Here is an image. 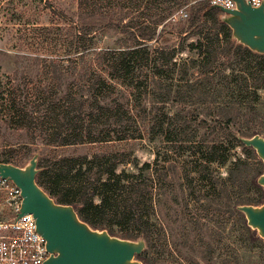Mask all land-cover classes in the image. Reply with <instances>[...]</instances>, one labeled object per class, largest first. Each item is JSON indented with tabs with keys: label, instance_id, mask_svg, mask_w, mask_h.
<instances>
[{
	"label": "trees",
	"instance_id": "obj_1",
	"mask_svg": "<svg viewBox=\"0 0 264 264\" xmlns=\"http://www.w3.org/2000/svg\"><path fill=\"white\" fill-rule=\"evenodd\" d=\"M98 1L77 0V22L60 17L68 28V36L75 43L82 42L93 33L95 25L101 23L106 30L114 29L126 35V48L91 53L83 49L75 56L63 59L65 66L52 62L50 79L60 83L35 89L34 94L29 93V88L22 92L16 86V76L8 79L7 86L0 87V120L20 136L25 135L31 145L41 150L37 184L58 204L72 206L79 218L91 228L106 230L112 236L119 234L126 240L143 239L146 248L136 257L142 264H164L161 258L153 257L158 250H161V256L164 255L162 239L166 241L159 210L160 194L156 191L160 189L159 170L154 168L150 171V165L145 163L139 166L131 151L113 147L135 139L130 127L139 123L134 111L139 113L143 95L148 96L151 91L155 104L168 102V98H158L159 90L163 89L164 96L173 95L181 106L193 107L202 101L207 105L209 102L206 109L217 110V119L207 120V117H212L211 112L206 111L205 118L199 119L196 110L172 117L159 116L157 109L151 128L162 132L166 124L168 130L173 128L174 132L177 131V138L170 143L178 151L190 153L192 161L202 167L199 170L195 166L196 179L202 177L200 174H204L211 165H228L227 178L222 180L220 188L216 190L218 184L212 183L211 192L202 196L206 203L204 206L208 208L207 205H214L217 200L225 201L223 208L240 224L247 239L264 244L237 210L239 206L264 203V188L257 183L263 173V163L253 149L245 147L239 140L255 133L247 135L246 131L238 128L230 129L241 112L239 104L224 102L218 105L209 100V96L214 95L216 78L222 76L227 79L225 71L230 69L232 80L242 82L236 90L238 96L243 100H247L245 96L252 97L251 102L242 105L243 108L251 109L252 101L258 99L257 93L264 90V55L236 43L231 30L221 20L223 14L218 9H211L208 1H198L189 8L187 29L193 28V33L200 38L194 46L197 58L181 62L175 60L178 51L174 48L156 45L151 52L147 45L151 42L158 44L159 26L170 19L175 9L187 6L189 0H138L142 6L140 16L135 18L127 13L118 18L116 12L100 8ZM126 19L128 21L122 24ZM183 30L182 26L178 34H186V37L187 31ZM215 91L218 95L223 93L221 89ZM193 122L197 127H209L211 131L199 137L196 132L190 134ZM95 145L103 150L97 148L91 154L77 156L47 153L58 148ZM42 148L45 151L42 152ZM236 148L241 149L244 158L229 160L225 152ZM0 162L19 166V160L11 155L0 159ZM128 165L135 171L122 169L118 172L119 167ZM175 174L192 184L187 178L189 174ZM250 191L258 193L256 201L250 196ZM184 218L188 219L187 215ZM175 219L176 222L181 221V217ZM153 225L159 229L158 236L153 234ZM184 234L186 242L189 236L186 232Z\"/></svg>",
	"mask_w": 264,
	"mask_h": 264
},
{
	"label": "rangeland",
	"instance_id": "obj_2",
	"mask_svg": "<svg viewBox=\"0 0 264 264\" xmlns=\"http://www.w3.org/2000/svg\"><path fill=\"white\" fill-rule=\"evenodd\" d=\"M189 1L187 6L175 9L170 19L159 26L157 30L158 44L151 42L147 45L151 52L157 45L177 50L178 53L175 57L177 62L197 58V50L194 49V46L197 45L200 37L193 33V28L187 29L189 25L187 19L191 5L207 0ZM98 2L100 8L116 12L118 18L125 13L130 14L128 16L132 18L140 16L142 4L138 0H99ZM76 14L77 0H0V87L7 86L8 79L16 76V86L18 85L22 92L25 88H29V93L34 94L35 89L40 90L47 85L60 83L50 79L52 62L65 66L62 63L63 59L68 56L73 57L83 49H87L88 53H91L100 50L119 51L127 47L126 35L114 29L106 30L101 26V23L95 25L93 33L88 38L75 43V40L73 41L72 37L68 36L66 31L68 28L60 17H68L77 22ZM127 21L128 19L124 20L122 24ZM182 26L183 32L187 31L186 37V34H178ZM225 76L227 79L222 76L216 78L215 88H213L221 89L223 93L218 95L219 93L214 90V95L209 96V100H214L218 105L224 102L229 105L239 104L241 112L235 117V123L230 125V129L238 128L241 131H246L247 135L255 133L254 135L264 138V90L257 93L258 99L255 102L252 101L251 109L246 110L242 105L251 102L252 97L245 96L247 100H243V97L238 96L236 90L242 82L241 80H232L230 69H226ZM149 93L148 96H142L139 113L134 111L137 113L134 114L139 123L136 126H131L130 130L135 139L115 144L113 147L125 152L131 151L132 158L137 159L139 166L145 163L150 165V171L154 168L159 170L157 173L161 177L158 185L160 189L156 191L157 194H160L158 195L159 210L166 241L161 238L164 255L161 256L159 254L161 250H158V254L156 253L153 257L161 258L164 260V264H264V244L257 241L253 243L247 239L240 224L234 217H230L223 208L225 201L217 200L214 205H207L208 208L204 206L206 203L202 196L211 192L212 183L218 184L216 190L220 188L222 180L227 178L228 165L225 167L217 164L211 165L204 173L205 178L204 174H200L202 177L196 179L194 168L197 166L200 170L202 167L192 161V158L189 157L190 153L178 151L176 146L170 143L171 140L177 138L175 135L177 131L174 132L173 128L168 130L166 124L163 125L164 131L162 132L157 128L152 131L151 128L157 109H159L157 113L159 116L172 117L196 110L200 115L199 119L205 118L206 111L211 112L212 117H207V120L217 119V110L206 109L209 102L207 105L202 101L193 107L181 106L175 102L173 95L164 96L163 89L159 90L158 98H168V102L155 104L153 92L149 91ZM131 100L130 98V102ZM227 103L225 104L228 106ZM143 120L144 124H141ZM190 130L193 131L190 134L196 132L198 137L211 131L209 127H197L196 122L192 123ZM220 134L222 133L220 132ZM201 147L203 149V146ZM97 148L103 150L100 146L95 145L75 149L58 148L47 153L77 156L84 153L91 154L93 149ZM43 151L45 149L42 148ZM40 152L41 150L38 151L37 146L31 145L25 135L20 136L19 132L6 127L0 120V159L10 155L14 156L16 160H19V167H23L35 153L40 155ZM225 155L229 156V160L232 161L236 158H244L240 148L225 152ZM257 160L255 159V165L258 164ZM155 161L157 162L156 167ZM122 169L135 171L130 165L119 167L118 172ZM175 172L189 174L187 178L192 181V184L189 185ZM145 174L148 176L149 173ZM249 194L255 201L257 200L258 193L256 191H250ZM185 215L188 219H183ZM6 217L7 214L2 210L0 199V220ZM176 217H181V221L176 222ZM197 228H200V231L197 232ZM151 229L154 231L153 234L158 236L159 229L154 225ZM184 232L189 236L186 242L184 241ZM117 235L116 237H119V234Z\"/></svg>",
	"mask_w": 264,
	"mask_h": 264
},
{
	"label": "water",
	"instance_id": "obj_3",
	"mask_svg": "<svg viewBox=\"0 0 264 264\" xmlns=\"http://www.w3.org/2000/svg\"><path fill=\"white\" fill-rule=\"evenodd\" d=\"M234 9L218 5L222 22L231 30L236 43L250 51L264 55V9L250 6L245 0H233ZM247 148L255 151L263 163V173L257 183L264 188V138L254 135L239 138ZM39 153L23 166L0 162V177L10 180L21 191L22 203L18 216L31 214L37 232L44 238L49 253L44 264H142L137 260L146 248L145 241L121 239L106 230H96L83 222L70 205L55 202L36 182L39 172ZM237 210L245 217L247 226L264 241V203L243 205Z\"/></svg>",
	"mask_w": 264,
	"mask_h": 264
},
{
	"label": "built area",
	"instance_id": "obj_4",
	"mask_svg": "<svg viewBox=\"0 0 264 264\" xmlns=\"http://www.w3.org/2000/svg\"><path fill=\"white\" fill-rule=\"evenodd\" d=\"M225 9H234L233 0H207ZM258 8L264 0H245ZM0 199L7 217L0 220V264H44L49 253L44 238L37 232L31 214L18 216L22 203L21 191L10 180L0 177Z\"/></svg>",
	"mask_w": 264,
	"mask_h": 264
}]
</instances>
